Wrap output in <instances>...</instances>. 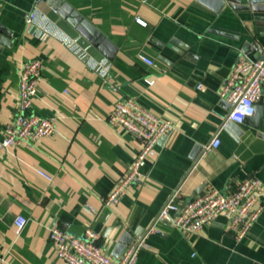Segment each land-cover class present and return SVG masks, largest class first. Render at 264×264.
Here are the masks:
<instances>
[{"label": "crops", "instance_id": "0c3cea01", "mask_svg": "<svg viewBox=\"0 0 264 264\" xmlns=\"http://www.w3.org/2000/svg\"><path fill=\"white\" fill-rule=\"evenodd\" d=\"M36 1L0 0V22L12 32L0 53V133L18 113L20 67L32 59L43 63L32 111L55 120L57 131L0 152V264H66L50 240L54 226L81 238L95 231L118 260L177 189L187 203L209 185L230 193L257 178L264 188V94L258 128L228 122L221 145L204 153L226 122L230 104L221 91L237 59L264 58V21L230 7L216 15L197 0H63L110 41L109 59L66 20L59 22L46 0ZM35 6L37 27L28 31ZM69 38L88 47L91 60L70 51ZM103 60L107 69L92 67ZM124 97L175 129L160 139L156 159L142 169L145 178L108 207L105 199L140 149L137 139L107 122ZM19 215L28 224L17 235ZM157 227L161 233L149 235L137 264H264V211L241 241L224 217L196 234L167 222Z\"/></svg>", "mask_w": 264, "mask_h": 264}, {"label": "built area", "instance_id": "2783aa9c", "mask_svg": "<svg viewBox=\"0 0 264 264\" xmlns=\"http://www.w3.org/2000/svg\"><path fill=\"white\" fill-rule=\"evenodd\" d=\"M41 1L37 0L36 3ZM37 6L27 15L28 31H35L37 27L39 13ZM65 44L82 61L91 60L88 47L83 46L78 38H69ZM143 60L153 65L151 59L143 57ZM93 66L107 69L108 61L95 62ZM42 69L43 63L38 59L26 61L21 65L18 113L0 133V152L21 145H30L31 142L56 133L55 120L41 117L32 111L39 95ZM146 82L152 84L153 81L146 79ZM198 88L202 89L201 86ZM263 94L264 58L240 56L221 91V96L230 104L226 122L212 141L204 147V153L221 145L220 133L228 122L242 124L245 118L254 116ZM107 122L112 127L124 129L140 143L139 152L129 172L115 184L105 199V205L111 207L120 203L135 181L145 178L143 167L156 159L160 139L171 135L175 128L170 120L156 115L130 97H124L114 103ZM40 173L50 179L49 175L42 171ZM181 199V190L177 189L160 210L154 225L144 236L132 242L118 260L103 249L99 244L100 235L91 229H88L81 238L59 226H54L50 228V240L56 255L66 264H137L140 251L147 247L149 235L161 233L157 227L158 223L167 222L186 234H196L219 217H224L228 230L241 241L250 235L264 211V188L257 178H248L240 182L230 193L209 185L201 195L190 202L184 203ZM13 224L16 234L20 235L28 224V219L24 215H19ZM3 261L4 256L0 255V263Z\"/></svg>", "mask_w": 264, "mask_h": 264}, {"label": "water", "instance_id": "95a60500", "mask_svg": "<svg viewBox=\"0 0 264 264\" xmlns=\"http://www.w3.org/2000/svg\"><path fill=\"white\" fill-rule=\"evenodd\" d=\"M59 15V22L66 20L74 27L83 37L88 39L100 52L109 59L113 58L115 52L110 41L103 38L92 25L78 13L71 9L70 5L63 0H46ZM199 4L204 5L216 15H220L226 7H230L236 12H249L253 14L254 20L258 22L264 21V0H197ZM12 41V32L6 29L0 22V53L2 48L10 47L8 42ZM263 116L261 106H256L255 114L252 117L244 119L245 124L258 128L259 121ZM234 124L229 123V129L233 128ZM242 134L241 130H235ZM195 196V195H194ZM194 196L192 198H194ZM192 200V199H191ZM189 200L188 202H190ZM187 202V203H188Z\"/></svg>", "mask_w": 264, "mask_h": 264}]
</instances>
